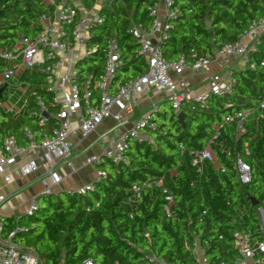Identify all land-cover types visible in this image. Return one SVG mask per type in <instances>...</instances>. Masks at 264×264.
<instances>
[{
  "label": "trees",
  "instance_id": "obj_1",
  "mask_svg": "<svg viewBox=\"0 0 264 264\" xmlns=\"http://www.w3.org/2000/svg\"><path fill=\"white\" fill-rule=\"evenodd\" d=\"M151 4L152 0H118L112 9L102 8L104 23L90 29L88 42L97 48L76 64L79 87L90 75L93 86L102 74L109 37L116 39L122 60L109 85L112 96L126 81L146 72V60L137 54L138 44L129 31L135 24L150 29L147 6ZM45 10L46 0H0V50L11 49L22 36H37L39 17ZM170 10L176 17L170 20L166 39L160 44L163 56L169 62L183 58L190 65L211 50L240 40L249 24L264 16V0H173ZM250 62L254 69L235 72L232 94L209 95L203 110L183 108L182 122L170 103L161 101L159 112L152 115L154 144L129 140L124 153L127 164L103 158L98 168L105 177L92 182L93 190L84 195L62 191L39 196L34 213L20 215L19 225L25 231L13 241L30 247L42 264H81L85 260L152 264L151 256L162 264H199L191 250L196 241L206 264H234V231L256 236L259 208L264 210V119L252 116L238 135L235 124L221 127L212 146L214 159L201 172L192 166L190 152L206 146L227 114L252 111L264 99V37ZM4 67L0 60V72ZM21 79L34 83L27 96L28 107L13 115L3 107L6 94L0 96V142L13 136L24 144L25 126L40 140L57 125L53 117L57 107L45 76L33 71L23 73ZM38 100L49 115L44 123L35 115ZM91 101L93 105L98 101L94 87ZM235 154L250 166L248 185L238 181L232 164ZM153 179L162 180L173 199L168 204L169 217L161 189H144L138 197L132 192L133 186ZM251 198L258 202L256 206ZM17 216L3 218V235L15 227Z\"/></svg>",
  "mask_w": 264,
  "mask_h": 264
},
{
  "label": "built area",
  "instance_id": "obj_2",
  "mask_svg": "<svg viewBox=\"0 0 264 264\" xmlns=\"http://www.w3.org/2000/svg\"><path fill=\"white\" fill-rule=\"evenodd\" d=\"M117 1L46 0L47 10L39 17L40 33L33 39L22 36L11 49L0 50V60L5 66L0 72V89L4 88L3 93H7L10 86L14 89L11 96L5 95L6 111L19 115L27 109V96L34 83L31 80H22L21 76L25 72L29 74L33 71L45 76L53 94V105L57 107L53 115L57 121L56 127L52 128L50 133H43L40 140L25 126L22 130L24 144H20L13 136L4 137L0 142V176L6 183L13 181L10 169L23 158L19 174L28 176L43 169V177L49 181V185L40 195L51 194L52 188L61 182L58 168L65 166L74 171L71 141L75 134L74 118L82 138L96 131L104 121L111 119L114 122L111 130L98 137L102 146L101 152L86 155L82 160V165L96 169L95 180H100L105 177V172L98 168L103 158L115 164H127L124 153L129 140L154 144L150 134V130L155 129L152 115L159 112L161 101H168L177 115L183 108L190 111L203 110L209 95L223 97L232 94L236 71L255 68L250 62V55L257 50L264 37V16L252 21L240 40L225 44L217 51L211 50L209 54L189 65L183 58L176 62L167 61L160 47L161 42L166 39L170 20L176 17V13L170 10L173 0H152V4L147 6L148 16L152 19L150 29L145 30L140 24H135L129 31L138 44L137 54L146 60V72L138 78L126 81L112 96L109 93V85L117 68L122 65V60L116 39L109 37L106 41L102 74L93 86L90 75L83 86L79 87L76 80V64L97 48L88 44L90 29L104 23L102 8L112 9ZM161 16L164 19H161ZM245 39L248 41L245 42ZM187 71L207 72L204 91L196 92L190 86L184 77ZM92 87L98 90L96 105L91 101ZM152 93L160 95L161 100L153 103L145 112L137 113L140 99ZM37 106L35 115L44 123L49 117L44 116V113L48 114L46 107L41 100L37 101ZM252 116L264 119V99L252 111L227 114L221 126L214 129L206 146L190 152L192 166L201 172L206 162L213 161L212 146L220 136L221 127L235 124L238 135L244 131V123ZM119 127L126 128L123 132L114 133ZM181 151H184L183 147ZM244 152L248 154L246 145ZM232 164L239 183L248 185L251 181L250 166L239 154L234 155ZM152 187L161 189L166 195L165 212L169 217L168 204L173 199L167 194L162 180L145 181L133 186L132 192L138 197L142 190ZM92 190L93 183H88L76 190H68L67 193L84 195ZM6 201L7 197L0 194V208ZM36 209L37 199L34 198L22 215L31 216ZM3 218L4 216L0 215V264H42L30 247L17 245L13 241L17 233L25 231V228L19 225L20 215L15 218V227L5 235L2 234ZM259 219L261 228L259 227L256 236L250 232L234 231V249L237 253L234 264H264V210L260 208ZM191 250L195 254L200 252L203 256L197 241L192 244ZM149 262L162 264L153 256L149 257ZM81 264L94 263L85 260Z\"/></svg>",
  "mask_w": 264,
  "mask_h": 264
},
{
  "label": "crops",
  "instance_id": "obj_3",
  "mask_svg": "<svg viewBox=\"0 0 264 264\" xmlns=\"http://www.w3.org/2000/svg\"><path fill=\"white\" fill-rule=\"evenodd\" d=\"M161 19H164V17L161 16ZM244 41L247 42L248 39H245ZM184 77L196 92L204 91L207 72L187 71L185 72ZM160 100L161 96L155 93H152L148 96H143L138 103L136 109L137 113L140 114L145 112L153 103L159 102ZM77 126V120L74 118L73 128L75 130V134L71 138L73 144L74 171H70L65 166L59 167L57 173L61 177V182L52 188L51 193L76 190L85 184L95 181L96 169L91 166L82 165V160L86 155L99 154L101 152L102 146L98 142V137L102 133L111 130L114 127V122L111 119L104 121L96 131L90 133L85 138L80 136ZM125 128L126 127H119L114 130V133L123 132ZM23 161V158H20L17 161V164L10 169V172L13 175V181L11 183H6L4 178L0 176V194L7 197V201L5 204H3V206L6 211H8V214L4 217L18 215V212H22V210L28 207L29 202L32 199H37L39 196H41L40 194L49 185V181L43 177V169H40L39 171L28 176H21L18 170ZM197 260L199 264H205L202 255L201 260L198 258Z\"/></svg>",
  "mask_w": 264,
  "mask_h": 264
},
{
  "label": "rangeland",
  "instance_id": "obj_4",
  "mask_svg": "<svg viewBox=\"0 0 264 264\" xmlns=\"http://www.w3.org/2000/svg\"><path fill=\"white\" fill-rule=\"evenodd\" d=\"M18 81L15 79V83H17ZM13 83V82H12ZM10 90V91H9ZM14 93V89H12V86H10L9 87V89H8V92L7 93H5L7 96L8 95H12ZM3 107L4 108H6L7 107V104H6V102H3ZM247 113V112H246ZM250 119H252L251 117H250ZM7 205V204H6ZM5 207H7V206H5ZM260 209H262L263 210V208L262 207H260ZM23 211H25V209L24 210H22V212H18L17 214L18 215H22V213L24 214V212ZM8 214V211H6V209L4 208V206H2L1 208H0V215H2V216H6ZM240 214L241 215H243V214H245V210H244V208H241L240 209ZM259 227H260V225H259ZM261 228V227H260ZM196 257L198 258V259H200L201 260V253L199 252L198 254H196Z\"/></svg>",
  "mask_w": 264,
  "mask_h": 264
},
{
  "label": "water",
  "instance_id": "obj_5",
  "mask_svg": "<svg viewBox=\"0 0 264 264\" xmlns=\"http://www.w3.org/2000/svg\"><path fill=\"white\" fill-rule=\"evenodd\" d=\"M205 24H206V29H210L211 24H210L208 21H206ZM3 91H4V88H1V89H0V96L2 95ZM44 116L47 117L48 114H47V113H44ZM183 116H184V114H183L182 112L179 113V114L177 115V118H178V120H179L180 122L183 121ZM251 203H252L253 206H256V205L258 204V202H257L256 200H254L253 198H251Z\"/></svg>",
  "mask_w": 264,
  "mask_h": 264
}]
</instances>
